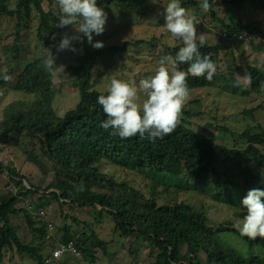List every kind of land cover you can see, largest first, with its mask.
<instances>
[{
    "label": "trees",
    "instance_id": "1",
    "mask_svg": "<svg viewBox=\"0 0 264 264\" xmlns=\"http://www.w3.org/2000/svg\"><path fill=\"white\" fill-rule=\"evenodd\" d=\"M44 1L18 0L16 9L12 10L10 0H0V18L19 19L29 29L32 13L37 12L40 16L37 36L43 43L44 57L47 48H50L56 57L57 66L58 37L69 26L55 27L60 13L55 15L45 11ZM47 1H54L59 8L56 0ZM115 2L132 13L144 14L150 9V0H97L98 6L103 9ZM200 3L181 0V6L186 9H200ZM212 16L217 19L215 13ZM223 25L226 28L224 34L229 37L245 33L264 37V32L253 25L242 26L240 29ZM86 39L82 36V40L74 43L75 48L85 47V53L68 67L74 77L73 86L81 98L76 108L68 111L63 118L58 117L53 107L56 97L54 74L44 68V57L35 59L20 71L11 86L13 91L33 96L34 100L15 101L5 107L0 122V146L18 144L19 138L23 136L37 141L43 157L54 164V179L48 189L55 190L51 193L55 201L61 207H101L102 211L113 217L116 229L123 238L149 243L153 249H157L153 264H264L263 257L253 251L245 256L227 247L221 235L227 232L237 235L250 250L264 249V238L250 239L240 235L235 228L229 230L228 227H232L233 223L211 227L209 217L203 210H196L185 202L159 205L160 194L156 190L151 198H146L129 183L118 184L97 168L99 163L105 161L126 171L145 174L167 189L174 188L177 192H193L212 198L236 210L237 215L243 219L246 214L241 203L243 198L249 190L254 189V183L264 185V130L259 134L245 131L240 137L247 146L240 150L230 149L218 144L214 138L197 133L191 128L192 122L180 123L171 135L163 139H149L147 136L144 139L139 136L121 139L111 135V129L101 126L107 117L97 102L99 95L107 93L94 90L93 73L99 57L126 51L130 44L93 52L86 48ZM230 42L234 41L223 38V42L216 45L206 41L200 47L201 55L209 56L215 64L222 52H228ZM143 43L139 41L135 45ZM182 46L167 48L168 55L175 58ZM10 50L13 59L17 60L18 44ZM178 67L186 71L188 65L178 63ZM13 72V69L3 71L0 63V90L10 87V81L5 82L2 76H10ZM248 76L251 77L250 90L231 84L230 79L222 78L217 71L211 81L204 77L189 76L187 83L189 89L221 87L224 92L240 97L263 92L264 70L248 67ZM223 82L226 85H222ZM185 117L191 119L197 117V114L183 108L181 119ZM221 131L232 134L227 127H222ZM244 155L247 158L243 161ZM221 159L231 165L227 164L223 170L220 169L218 163ZM28 162L44 175L47 174L48 169L35 154L29 155ZM231 169L235 172H231ZM0 172L8 173L20 189L19 196L27 197L32 193L26 190L23 185L25 178L15 168L5 166L0 161ZM237 178H240V184L236 182ZM261 186H258L259 189L264 190V186ZM81 187L83 190H80ZM19 201L18 197L12 195L0 197V255L5 248H16L19 254L28 256L36 264H44L43 244H24L12 224V217L24 215L35 237L42 240L46 238L44 228L37 227L43 223L36 222L26 210L18 209ZM73 222L80 224L76 219ZM71 240L76 242L77 248L91 264L98 262L97 250L107 254V244L95 232L90 236H82L73 234L70 227H65L62 242Z\"/></svg>",
    "mask_w": 264,
    "mask_h": 264
},
{
    "label": "rangeland",
    "instance_id": "2",
    "mask_svg": "<svg viewBox=\"0 0 264 264\" xmlns=\"http://www.w3.org/2000/svg\"><path fill=\"white\" fill-rule=\"evenodd\" d=\"M17 1L10 0L12 10L16 9ZM195 1L201 2V0ZM168 2L169 0H150V9L144 14L132 13L118 2L104 7V11L107 13L105 31L99 36H93V42L102 41L104 46L99 49L93 48L86 39V48L95 52L109 47H123L125 43L130 45L126 51L99 57L93 73L95 91L107 93L106 89L112 78L135 81L138 85L141 79L154 74L159 59L168 55L167 48L183 44L180 39L172 37L164 27L165 21L162 13ZM210 2L212 9L208 13H204L200 9H187L190 14L198 17L200 22L196 26L197 33L198 35L205 34L209 44L216 45L223 42L222 35L226 32L223 23L236 29L253 25L264 32V7H261V5L264 6V1L211 0ZM43 8L55 15L60 13V9L57 8L54 1L50 3L45 0ZM212 13H215L217 19L212 16ZM39 24L40 16L35 11L32 13L29 29H26L24 21H19V19L0 18L1 67L5 72L11 69L14 71L10 74V87L0 90V122L3 110L9 104L20 100L29 102L34 100L33 96L13 91L11 86L28 63L43 58L45 55L43 43L37 36ZM74 31L73 27L69 26L63 34L72 35ZM62 35L58 37V43ZM139 41L144 43L139 46L135 45ZM75 42L73 41V46ZM15 44L19 46L17 60L13 59V53L10 50ZM229 46L228 52H222L215 63L217 74L222 78L230 79V83L233 85H236L239 80V85L250 90L251 82L248 84L244 82L248 77V67H258L264 70L263 46L261 43L250 44L240 41L230 42ZM76 49V52L59 51L57 55V67L62 66L63 68L58 69L53 77L56 91L53 107L60 118H63L68 111L75 109L81 100L79 91L73 86L74 77L68 70V67L72 66L85 53V47ZM222 85L226 84L223 82ZM189 90L190 95L184 108L197 114V117L191 119L185 117L184 120L181 119V123L192 122L191 128L197 133L214 138L218 144L230 149L240 150L247 146L240 137L245 131L259 134L264 130V91L240 97L224 92L221 87ZM143 99L144 97L141 95V100ZM222 127H227L232 134L222 132ZM18 141V144L9 147L0 146V161L5 166L15 168L25 178L23 185L26 190H31L32 193L27 197L19 196L20 189L8 176V173L0 172V197L6 195L18 197L20 201L17 208L26 210L36 222H42L43 224L37 225V227L41 226L47 233L44 240L35 237L24 215L12 217V224L24 244H43V254L46 257L56 245L62 242L64 228L70 227L72 233L77 235L90 236L92 232H95L98 238L107 244V254L101 250L96 251L98 259L96 264H153L155 262L157 249H153L149 243L135 242L133 238H123L121 232L116 229L113 217L106 211H102L101 207H61L51 195L55 190L48 189L54 179V164L43 157L40 151L41 146L37 141L28 136H23ZM34 154L48 169L46 175L28 162L29 155ZM245 158L247 157L244 155L242 160H246ZM223 161L221 159L218 163L222 170L227 164L231 165L225 164ZM97 168L108 179L114 180L118 184L129 183L146 198H151L153 191L156 190L160 194L159 205L185 202L196 210H203L209 217L211 227L223 226L227 223L234 224L238 220H242L236 210L207 196L193 192H177L174 188L167 189L145 174L126 171L105 161L99 163ZM254 171L257 172L256 169ZM231 172H235V170L231 169ZM158 178L160 179V177ZM240 181V178L236 179L238 184L241 183ZM254 185V188L261 186L260 182H256ZM73 219L78 220L80 224L74 223ZM49 225H53L54 230L51 238L47 239L50 234ZM228 228L232 230L234 227L229 226ZM221 237L227 247L233 248L242 255L249 256L253 251L264 259L263 248L250 250L243 240L229 232L222 234ZM0 264L36 263L28 256L19 254L16 248H5L0 255ZM62 264H91V262L81 253L80 257L65 256Z\"/></svg>",
    "mask_w": 264,
    "mask_h": 264
},
{
    "label": "clouds",
    "instance_id": "3",
    "mask_svg": "<svg viewBox=\"0 0 264 264\" xmlns=\"http://www.w3.org/2000/svg\"><path fill=\"white\" fill-rule=\"evenodd\" d=\"M60 9L58 23L55 27L72 26L74 34L64 33L56 45L57 52L71 50L76 52L73 41L87 38L93 48H102V41L93 42V34L104 33L107 13L97 4V0H56ZM212 5L209 0H201L200 10L210 12ZM165 19L164 27L172 37L182 41L175 58L170 55L161 57L154 74L139 81L112 78L107 87V94L97 97V102L103 109L106 119L101 126L111 129V135L121 139L139 136L144 139H163L171 135L181 123V117L186 100L190 95L188 77H204L211 81L217 71L216 65L207 55H201L200 47L206 43L203 33L198 35L196 15L181 6V0H169L162 13ZM82 34V36H81ZM257 41L259 38H256ZM56 57L50 48L42 60L44 68L55 74L61 67L55 63ZM178 63L187 64V70L180 69ZM63 68V67H62ZM7 82L11 77L2 76ZM245 84L251 82V77L245 78ZM237 86L240 81L238 80ZM141 95L144 99L141 100ZM80 190H83L81 187ZM264 190L251 189L242 200L246 214L233 227L242 236L250 239L264 238ZM59 252L56 253L59 256Z\"/></svg>",
    "mask_w": 264,
    "mask_h": 264
},
{
    "label": "built area",
    "instance_id": "4",
    "mask_svg": "<svg viewBox=\"0 0 264 264\" xmlns=\"http://www.w3.org/2000/svg\"><path fill=\"white\" fill-rule=\"evenodd\" d=\"M165 21V19H164ZM231 37L227 36L226 34L223 35V38L230 41H240V42H249L252 43H261L264 45V37L257 35V34H232ZM256 38H259L257 41ZM50 227V234L47 236V239H50L52 236V231L54 230L53 225H49ZM60 253L59 256L56 253ZM73 256V257H80L81 252L76 246V242L71 240L69 242H61L50 252L49 255L45 257L44 264H62V260L65 256Z\"/></svg>",
    "mask_w": 264,
    "mask_h": 264
}]
</instances>
